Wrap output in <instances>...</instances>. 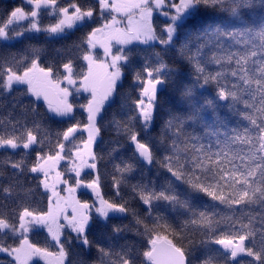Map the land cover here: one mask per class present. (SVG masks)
I'll return each instance as SVG.
<instances>
[{"label": "snow or ice", "instance_id": "obj_1", "mask_svg": "<svg viewBox=\"0 0 264 264\" xmlns=\"http://www.w3.org/2000/svg\"><path fill=\"white\" fill-rule=\"evenodd\" d=\"M0 150V264H264V0H20Z\"/></svg>", "mask_w": 264, "mask_h": 264}, {"label": "trees", "instance_id": "obj_2", "mask_svg": "<svg viewBox=\"0 0 264 264\" xmlns=\"http://www.w3.org/2000/svg\"><path fill=\"white\" fill-rule=\"evenodd\" d=\"M19 3H20V0H0V13H2L6 8H9V7L16 5V4H19ZM79 35H80V33H77V36H79ZM75 38L76 37H73V39H75ZM30 42L34 43V44L44 45L43 37H41V39L39 41L33 40ZM24 46L25 45H23V44L17 43L16 47L13 48L12 51H17L19 49H22ZM44 46L48 48L49 55H51L53 47H59V45H44ZM44 59L47 60L48 57H45ZM77 63L83 64L82 61H77ZM129 85H130V81L124 82V88H123L124 92L131 91ZM133 95L135 96L136 93H133ZM85 99H86V95L81 94L80 97L78 98V102L83 103V102H85ZM167 99H168V93H161V100L163 101V100H167ZM41 103H43V102H41ZM43 111H46V108L43 109ZM5 114H6V112H5ZM85 117H86V114L82 113L79 109H77V118L83 120V119H85ZM51 127L53 129H56L57 127H63V125H58V124L52 123ZM157 131H158V129H157ZM102 135H103V139L105 141V145H101V147H104V146H106L107 141L111 138V134L105 132V133H102ZM154 135H155V133H154ZM8 151H9V153L11 152V150H8ZM18 151H23V150H18ZM3 154H4L3 150H0V158H3ZM128 155H131V153L129 152ZM109 170H110V165H109ZM7 171L11 172V169H8ZM108 191H109L108 189H105V192H108ZM84 198L88 199L89 197H84ZM205 199H207V198H205ZM208 202L212 203L211 201H208ZM133 204H134V206H139L138 201H133ZM8 207L9 208L13 207V204L11 202H9ZM216 207L221 212L229 211V209L225 208L223 205L217 204ZM239 207H242V206H238L237 210H239ZM113 222L119 223V224L124 225V226H128L129 228H135L136 227L135 222L133 221L131 216H128L126 218H117ZM124 235H125V239L127 242L136 244L137 247L140 248L141 252L144 250V248L146 246V238H142V237L135 235V233L133 231H128ZM32 239L36 243L43 246L45 243V239H46V232H44L43 230H40L37 234H34L32 236ZM120 243H122V244L125 243V240H121ZM196 256L197 257L199 256V252L196 253ZM92 257H93V259H95V257H96L95 250H93ZM139 259L142 260L143 257L141 256V257H139ZM33 264H44V262L37 261V262H33ZM144 264H147V262L145 261ZM193 264H196L195 260H194Z\"/></svg>", "mask_w": 264, "mask_h": 264}, {"label": "rangeland", "instance_id": "obj_3", "mask_svg": "<svg viewBox=\"0 0 264 264\" xmlns=\"http://www.w3.org/2000/svg\"><path fill=\"white\" fill-rule=\"evenodd\" d=\"M46 20H47V19H45L44 22H47ZM97 52L102 54V50H101V49H97ZM82 94L87 96V94H84V93H82ZM34 262H37V261H34ZM42 262H43V261H42Z\"/></svg>", "mask_w": 264, "mask_h": 264}]
</instances>
